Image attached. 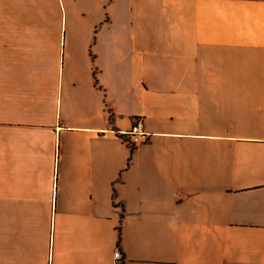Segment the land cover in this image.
Listing matches in <instances>:
<instances>
[{"label":"crops","instance_id":"1","mask_svg":"<svg viewBox=\"0 0 264 264\" xmlns=\"http://www.w3.org/2000/svg\"><path fill=\"white\" fill-rule=\"evenodd\" d=\"M118 247L264 264V0H0V264Z\"/></svg>","mask_w":264,"mask_h":264},{"label":"built area","instance_id":"2","mask_svg":"<svg viewBox=\"0 0 264 264\" xmlns=\"http://www.w3.org/2000/svg\"><path fill=\"white\" fill-rule=\"evenodd\" d=\"M123 140L130 148L135 149L149 139L150 133L146 130L145 117L135 115L132 117V125L124 132ZM115 264H126L125 254L120 247L114 251Z\"/></svg>","mask_w":264,"mask_h":264},{"label":"trees","instance_id":"3","mask_svg":"<svg viewBox=\"0 0 264 264\" xmlns=\"http://www.w3.org/2000/svg\"><path fill=\"white\" fill-rule=\"evenodd\" d=\"M119 231L121 232V227L119 226ZM119 240H121V233H120V235H119Z\"/></svg>","mask_w":264,"mask_h":264}]
</instances>
